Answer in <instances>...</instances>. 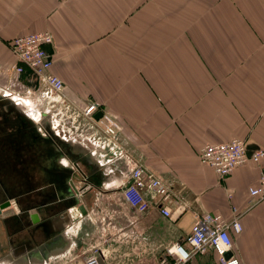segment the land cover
<instances>
[{
  "label": "crops",
  "instance_id": "crops-1",
  "mask_svg": "<svg viewBox=\"0 0 264 264\" xmlns=\"http://www.w3.org/2000/svg\"><path fill=\"white\" fill-rule=\"evenodd\" d=\"M41 32L52 39L50 73L65 97L58 104V218L66 184L86 211L80 217L77 205L71 208L62 232L70 247L58 261L86 241L102 251L101 264H156L164 247L187 235L193 214L228 217V190L242 227L233 254L241 264H264V200L247 207V189L264 174V163L248 162L220 180L197 160L202 146L232 139L251 152L264 150V0H0V99L21 92L6 84L15 63L10 41ZM2 105L7 135L16 119ZM89 105L97 107L91 119L82 115ZM97 113L119 127L102 149L92 121ZM119 153L168 187L162 205L173 220L124 203ZM12 188L0 177V203ZM145 198L151 203V193ZM9 202L0 213V264H37L45 256L39 247L59 234L45 241L23 216L34 209ZM191 264H215V257L208 252Z\"/></svg>",
  "mask_w": 264,
  "mask_h": 264
},
{
  "label": "built area",
  "instance_id": "built-area-1",
  "mask_svg": "<svg viewBox=\"0 0 264 264\" xmlns=\"http://www.w3.org/2000/svg\"><path fill=\"white\" fill-rule=\"evenodd\" d=\"M48 46H52V39L46 32L28 34L10 41L9 50L15 59L9 74L12 78L11 83L18 84L14 81L25 77V82L30 85L36 84V89L35 93H31L28 89L17 93L10 91L5 93L4 97L9 98L21 108H26L23 101L28 99L32 102L29 109L31 106L35 107V111H33L36 113V118L37 115H46L47 113L52 120L56 114H51V108L65 102V97L61 94L62 82L50 73L52 56L46 50ZM29 109H27L28 112L31 111ZM96 110V105H89L82 111V115L91 119ZM27 116H31V114L28 113ZM94 125L104 137L97 142L101 149L113 141V136L119 130L118 125L103 114L94 121ZM54 134L58 133L54 132ZM118 156L126 169V175L119 187L124 203L139 214L146 213L151 208L156 209L160 216L173 220V213L162 205V202L168 197V187L125 153H119ZM197 160L200 165L211 169L221 180L236 167L248 162L254 165L264 163V150L257 149L247 154L245 143L232 139L224 143L202 146L198 150ZM146 192L151 193V203L145 198ZM224 196L228 204V217L223 218L209 213L193 214L187 235L180 243L164 247L161 256L156 259V264H191L194 257L205 255L208 252L215 257V264H241L233 254V239L242 231L240 213L232 203L231 192L225 190ZM262 200H264V174L260 175L255 186L247 189L248 209ZM70 211L68 212L70 213ZM183 211L184 207L178 206L176 214L180 215ZM101 252L97 256L88 257L83 264H100L98 257H102Z\"/></svg>",
  "mask_w": 264,
  "mask_h": 264
},
{
  "label": "flooded vegetation",
  "instance_id": "flooded-vegetation-1",
  "mask_svg": "<svg viewBox=\"0 0 264 264\" xmlns=\"http://www.w3.org/2000/svg\"><path fill=\"white\" fill-rule=\"evenodd\" d=\"M1 105L7 106V113L15 115L16 120L20 121L18 127L9 129L4 136L7 139L10 133V143L0 147V177L8 178L10 184L13 186L14 183L15 186L9 192L4 190L7 198L4 201L14 199L19 204L25 201L26 208L34 209L38 217L34 224L30 222L26 210L23 211V216L28 219L27 226H31L33 233L41 230L45 241L50 242L53 239L51 235H58V134H54L52 126L49 127L47 121L51 118L48 116L40 115L36 118L38 120L31 116L37 122L30 118L28 122L8 104L2 102ZM30 141L41 146L31 147L27 145ZM43 214L47 215L39 217ZM29 237L31 241L33 236L30 234Z\"/></svg>",
  "mask_w": 264,
  "mask_h": 264
},
{
  "label": "water",
  "instance_id": "water-1",
  "mask_svg": "<svg viewBox=\"0 0 264 264\" xmlns=\"http://www.w3.org/2000/svg\"><path fill=\"white\" fill-rule=\"evenodd\" d=\"M3 99L2 102L4 103H8L9 107H11V109L18 113V115L25 121L30 122L31 120L28 118V116L26 114H24L22 111H20L19 107L17 105H15L11 100L6 99V97L1 98ZM1 99H0V103H1ZM6 99V100H5ZM100 117V113H97L96 115L93 116L92 119L97 120ZM247 150V154H250L251 149L249 147H246ZM70 172V170L68 171ZM70 176V174H67ZM71 185V184H70ZM66 193H67V198L68 201L66 202V205L64 208V213L62 215H60V217L58 218V237L53 241V243L50 244H45L42 245L41 247H39V250L37 251H41L45 253V256L43 257L42 260H38L37 264H44L49 262L50 259H61L62 257H64L68 251V248L70 247V242L67 238H65L64 234H62L63 230H64V226L66 228V226H68V223L70 221V214H69V210H71L72 207L76 206V210L77 213L80 217H84L86 215V211L83 208L82 205H78L79 203V199L77 197V193L75 190H73L72 186H68L66 184ZM75 191V192H74ZM10 206V202L9 201H4L2 203H0V213L5 210L6 208H8ZM37 215L36 214H32L30 215V222L31 223H36L37 222ZM61 245H63L61 247ZM56 247H58V249H56ZM33 253H36V251H33ZM47 253V255H46ZM32 255L33 254H29L28 258L30 257V260L32 259ZM228 256V255H226ZM99 263L101 264V258L98 257ZM32 261V260H31Z\"/></svg>",
  "mask_w": 264,
  "mask_h": 264
},
{
  "label": "rangeland",
  "instance_id": "rangeland-1",
  "mask_svg": "<svg viewBox=\"0 0 264 264\" xmlns=\"http://www.w3.org/2000/svg\"><path fill=\"white\" fill-rule=\"evenodd\" d=\"M23 70H25V69L23 68ZM10 71H11V69H10ZM11 82H12V78H10V75H8L6 84L8 83L11 86L16 87L18 90L20 89L19 91H25V90L28 89L29 91H31V93H35L36 84L35 85H32V84L30 85V84L26 83L25 82V77L24 78L23 77L18 78V79H16V81H14V82H18V84L13 83L14 84L13 85ZM32 86H35V87H32ZM26 100L27 101H23V104L25 105L26 108L22 107L25 110L29 109L30 105L32 103L28 99H26ZM31 108H32V106H31ZM25 110H22V112L24 114L30 113L31 116L36 118V113L34 112L35 109H34V111L29 109V110H31L30 112H28V110L27 111H25ZM6 111L8 112L7 109H6ZM20 111H21V109H20ZM50 112H51L52 115H54V114H56V115H55L54 118H52V120H49V121L46 120V121L49 124V127L51 128V126H52L53 127V131L58 133V106H53V108H51ZM14 118L17 119L16 117H14ZM19 124H20V121L15 120V121L9 123V129H13V127H15V126L18 127ZM2 133H3V136H2ZM5 135H6V127L5 126L2 127V128L0 127V147L5 145V144L10 143V141H11L10 133H9V138H7V139L4 137ZM27 145H29L31 147L41 146L40 143L33 142V141H30V143H28ZM5 172H7V171H5ZM5 199H7V198H5ZM10 202H11L12 209H16V208L13 207L14 205H13L12 201H10ZM41 204L45 205L46 203H41ZM12 209H10V211ZM82 246H83V248L81 247L77 251L74 250L75 253L73 255H71L70 257H68V259L66 261L62 262V261H58V259H50L49 262H47V264H83L85 259H87L88 257L97 256L98 255V251L96 249H93L92 247H88L86 241H85L84 244H82Z\"/></svg>",
  "mask_w": 264,
  "mask_h": 264
},
{
  "label": "bare ground",
  "instance_id": "bare-ground-1",
  "mask_svg": "<svg viewBox=\"0 0 264 264\" xmlns=\"http://www.w3.org/2000/svg\"><path fill=\"white\" fill-rule=\"evenodd\" d=\"M27 115V114H26ZM28 118H30L29 116H28ZM31 119V118H30ZM71 169H73V171L75 170V171H80L79 170V168L78 167H76L75 165H72L71 166ZM72 171V170H71ZM81 172V171H80ZM73 174V173H72ZM70 177V176H69Z\"/></svg>",
  "mask_w": 264,
  "mask_h": 264
}]
</instances>
